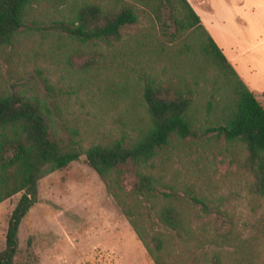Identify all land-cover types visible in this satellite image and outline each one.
Here are the masks:
<instances>
[{"label":"trees","instance_id":"16d2710c","mask_svg":"<svg viewBox=\"0 0 264 264\" xmlns=\"http://www.w3.org/2000/svg\"><path fill=\"white\" fill-rule=\"evenodd\" d=\"M43 1L60 14L51 19V25L81 43L120 44L118 53L125 42L133 49L140 40V36L127 40L121 28L139 21L141 7L156 20L169 7L175 35L182 36L180 44L187 48L200 41L195 56L211 68V74L195 80V88L149 75L141 87L142 125H134L132 135L123 133L87 146L80 143L76 130L66 141L55 137L50 111L41 101L0 88V202L21 193L8 218L0 264L14 262L19 225L38 202V180L82 154L104 181L154 264H264V210L252 222H240L228 207V195L209 192L207 186L194 181L165 180L157 170L156 160L163 150L210 134L208 138L216 142L223 139L230 162L251 176L245 182L246 195L263 206L264 106L188 0H0V53L13 44L21 28H43L41 17L48 11ZM200 35L206 39L199 40ZM93 63L90 57L83 70H91ZM133 72L137 73L134 68ZM127 172L135 177L130 190L124 185ZM144 203L149 211L142 207Z\"/></svg>","mask_w":264,"mask_h":264},{"label":"rangeland","instance_id":"374dc122","mask_svg":"<svg viewBox=\"0 0 264 264\" xmlns=\"http://www.w3.org/2000/svg\"><path fill=\"white\" fill-rule=\"evenodd\" d=\"M212 1L214 6L209 2L205 6L212 16L207 29L229 60L236 57L232 62L236 71L264 106V0ZM43 5L48 9L41 17L43 28H21L13 44L0 53V88L44 103L52 117L50 130L59 139L68 140L76 130L80 143L87 146L123 133L132 135L133 126H141L145 118L141 87L146 77L181 81L195 88V80L211 74V68L195 56L200 41L187 48L180 44L182 36L175 35L169 7L162 9L160 20L141 7L139 21L121 28L127 40L131 36H140V40L133 49L125 42L118 53L120 44L95 45L70 38L51 25V19L60 18V14L48 8L46 1ZM201 39L206 38L200 35ZM90 57L93 67L83 70ZM205 99L200 98L201 103ZM209 135L188 138L163 150L156 160L157 170L165 180L194 181L207 186L209 192L228 195V207L239 221L252 222L263 213L264 202L259 207L247 197L245 182L251 176L230 162L223 139L216 142ZM134 181V175L127 172V190ZM20 195L0 202V250L5 246L9 215ZM150 216L152 226L158 227L152 211ZM13 264L154 263L82 154L38 180V202L19 225Z\"/></svg>","mask_w":264,"mask_h":264},{"label":"crops","instance_id":"0c3cea01","mask_svg":"<svg viewBox=\"0 0 264 264\" xmlns=\"http://www.w3.org/2000/svg\"><path fill=\"white\" fill-rule=\"evenodd\" d=\"M188 2L191 4V6L195 10V12L199 15L200 20H201V23L204 25V27L206 28V30L209 32V30L207 29V26L206 25L212 24V16L207 12L205 6H206V4L208 2H209L208 4L214 6V2L212 0H188ZM209 34H210V32H209ZM210 36H211V34H210ZM235 60H236V57H232L231 60L228 59V61L232 64L233 67H234V65H233L232 62H235ZM235 70H236V68H235ZM240 78L245 82V80L241 76H240ZM246 85L248 86L247 83H246ZM249 89L253 92V90L250 87H249Z\"/></svg>","mask_w":264,"mask_h":264}]
</instances>
